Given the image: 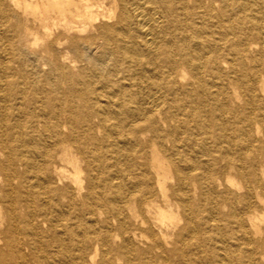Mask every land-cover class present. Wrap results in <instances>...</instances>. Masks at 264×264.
<instances>
[{
  "label": "bare ground",
  "instance_id": "1",
  "mask_svg": "<svg viewBox=\"0 0 264 264\" xmlns=\"http://www.w3.org/2000/svg\"><path fill=\"white\" fill-rule=\"evenodd\" d=\"M0 264H264V0H0Z\"/></svg>",
  "mask_w": 264,
  "mask_h": 264
}]
</instances>
